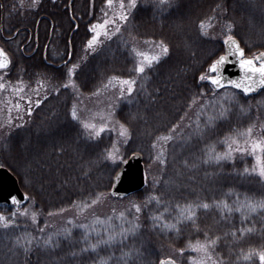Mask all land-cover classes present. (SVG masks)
<instances>
[{
    "label": "trees",
    "instance_id": "obj_1",
    "mask_svg": "<svg viewBox=\"0 0 264 264\" xmlns=\"http://www.w3.org/2000/svg\"><path fill=\"white\" fill-rule=\"evenodd\" d=\"M103 4L104 0L100 11ZM259 8L264 9V0H137L121 33L92 53H84L86 27L82 28L84 43L79 44L75 35L70 45L74 58L68 62L13 61L10 80H49L60 90L0 142V167L16 176L29 195L25 208L38 214L33 222L0 205V264H158L171 249L187 251L217 237L214 245L208 244L217 264H261L264 209L253 212L249 205L264 199V181L251 171L250 159L205 161L209 154L223 153L235 138L254 136L264 142V91L245 97L231 89L215 91L199 78L209 73L210 65L224 52L228 35L237 38L249 56L264 52V13ZM84 16L88 21L89 16ZM100 16L96 8L92 23ZM161 41L169 52L148 64L144 73L136 71L139 43ZM77 61L74 80L82 95L99 94L114 77L136 81L133 94L114 106V117L130 133L123 146L125 155L141 154L145 165L155 162L160 175L143 190L123 198V217L109 210L81 224L58 225L50 223L55 215L84 210L93 200L109 197L119 168L107 157L115 143L113 134L105 131L101 137L90 138L82 120L70 114L78 108L79 98L61 86L67 66ZM221 93L227 95L223 107L214 102ZM198 104L206 106L197 111ZM192 113L196 116L183 122ZM249 127L252 132L246 134ZM169 135L172 139H162ZM131 202L141 206L139 214L131 209ZM205 202L211 207L196 209L194 222L185 219L190 203ZM137 215L139 230L122 239L121 229L130 227ZM154 216L168 223L179 220V232L160 223L154 227ZM95 219L104 221L93 228ZM7 220L14 223L5 228ZM81 225H87V230ZM110 235L117 238L98 243ZM50 236L52 243L45 245ZM26 237L32 239L27 248L17 243L19 238L26 244ZM92 244L97 245L95 249ZM130 251L132 256L123 255ZM181 257L180 264H193L192 253Z\"/></svg>",
    "mask_w": 264,
    "mask_h": 264
},
{
    "label": "rangeland",
    "instance_id": "obj_2",
    "mask_svg": "<svg viewBox=\"0 0 264 264\" xmlns=\"http://www.w3.org/2000/svg\"><path fill=\"white\" fill-rule=\"evenodd\" d=\"M18 1H19V5H21L22 7L23 6L27 7V5H31V7L33 8V6L39 5L41 1L43 0H18ZM120 3H121V0H113V3L109 5L106 0L104 5L102 6L101 16L98 18L96 22H93L88 27V32H89L88 41L84 47L85 55L96 51L100 47V45H102L103 42H105L106 40H110L111 38L115 37L117 34L121 33L122 28L126 25V22L128 20L121 21L119 19L120 14L124 12L128 15V18H129L130 16L129 13H131V11L134 8H131L129 6V0H123V3L125 5L124 9L120 8ZM259 12L263 15L264 9L259 8ZM105 21H108V23L105 24ZM112 21H115V23H112ZM101 25H103V27H101ZM117 27L120 29L119 32L115 31ZM93 29H95V31H93ZM96 33H99L100 35L93 42L92 47H89L88 42L92 40L93 36H95ZM140 44H143V45H140ZM159 44L160 43L158 44L139 43L138 53H139L140 60H139L138 66L141 63H143L146 68V66L148 65V62L145 59V55L148 57H151V56L161 53L160 47H158ZM141 54H144V55H141ZM257 54H253L251 56L247 54L246 55L248 57H254ZM160 57H161V54H160ZM73 65L77 66L74 69V75H75V73L77 72L79 68V62L77 61L76 63H71L69 66H67L65 70V74L67 75L65 84L68 85L66 89L74 93L79 98V103L77 104L78 108H76L77 117L78 119L82 120L83 124L85 122L94 124L96 125L97 129H99L101 125L107 126L103 132L108 131L109 133H112L115 139V143L113 147H111L112 149L110 152L115 153L116 158L115 159L110 158V161L116 166H120V164L128 158L124 153L123 146L125 145V142L128 139L127 136L129 135L122 136L120 134L121 133L120 126L122 124H120V122L116 119V117H114L115 116L114 106L117 105L118 101L131 96L134 91L131 94L127 93V85H123L120 82V80L122 79L120 80L114 79L112 80L111 84L106 89L99 92V94L97 93L96 95H92V96L82 95L75 84L74 75L68 76L67 74L68 70L72 68ZM10 75H11L10 71L0 70V84L4 85L3 88H0V142H2L8 136V134H10L12 131L25 125V123L28 122L29 118L31 119L33 112L43 103V101L48 99V97L51 94L57 93L60 90L57 86H55L49 80H43V79L37 80L36 79L33 82H27V80L26 81H23V80L12 81L9 79ZM207 75H211L210 69ZM61 87L65 88L63 86ZM135 87H134V90H135ZM57 89L59 90L57 91ZM121 90L124 91L125 93L124 96L120 95ZM217 97L218 98L213 97L215 98V101H214L215 104L219 106L222 105L223 107V101L227 99V95L225 93H221L220 95H217ZM29 100L31 101V103H29ZM37 100H40L39 104L36 103ZM198 106L199 107L197 108V111H202V109L205 108L206 105L198 104ZM29 107H31L32 109L30 113L28 112ZM193 116H196V114L192 113V115H189L188 117L183 119V122L187 120H192ZM83 129L85 130V132L87 131L84 127ZM181 129L182 128H179V130L177 129L176 131L180 132ZM103 132H101L100 135L98 136H93V137L89 136V137L96 139L99 136L101 137ZM257 140L263 142L260 138L254 137V136L253 137L250 136V138L243 139V140L239 138L233 139L230 142L232 144L233 149H237L239 147H245L249 149V151L245 153L233 151L232 153L233 159L235 158L250 159L252 162L251 169L253 167H256L257 162L255 160V155L251 152V146H252V142L257 141ZM235 141H239V143H236ZM245 141H247V143ZM226 151H228V145L226 146V150L224 152ZM257 154L261 155L263 158L264 152H260L259 150H257ZM159 155L161 156V152L159 153ZM156 156L158 157V154ZM155 160L157 159H154L153 161ZM154 165H155V162L148 163V166L145 165V162H144V166H143L145 168L144 177L146 180L145 186L148 184L149 180L152 182H155L156 178H158L160 175V170H158L157 167ZM253 174H255L261 180L264 181V177H260L258 172H253ZM122 200L123 198L115 200L109 195V197H105L104 199L97 201L92 206L84 208V210L79 209V210L65 212V213L63 212L61 214L55 215L54 217H52V220L50 221V223H54L58 225H61L65 222H71L73 224L75 223L81 224L87 218H90L92 216H95V217L103 216V215L105 216V214L108 213L109 210H112L111 213H115V212L122 213L123 210H126L124 203L121 202ZM129 205L131 209H135L134 207L135 204L133 202H131V204ZM25 207H22L23 209L19 208L15 210H17V213H19L20 215L29 218L33 222H36L38 218V214L35 213L36 218L35 220H33L32 213H34V211L32 212L31 210H29V208H25ZM25 210H27V212H25ZM133 211L135 212V210ZM116 216L120 217L121 215L117 214ZM103 221L104 220H100L99 222V219H95L93 221V224H91L92 225L91 227L95 228L98 226L99 223L101 222L103 223ZM205 245H207L208 247V254H205L202 251H197V249L192 246L187 251H184L183 253H181L180 251L171 249L169 251V255L165 257L164 259H167L168 257H172L173 259L176 260V262H178V264H180L179 261H181L182 259L181 256H183L186 252H188V253L193 254L194 256L193 261L194 260L200 261L201 259H203L205 264H213V261L216 262V260L211 254L210 246L208 244H205Z\"/></svg>",
    "mask_w": 264,
    "mask_h": 264
},
{
    "label": "snow or ice",
    "instance_id": "obj_3",
    "mask_svg": "<svg viewBox=\"0 0 264 264\" xmlns=\"http://www.w3.org/2000/svg\"><path fill=\"white\" fill-rule=\"evenodd\" d=\"M166 2V0H161V3ZM107 3L109 5H111L113 3V0H107ZM136 3L137 0H129V6L131 8H135L136 7ZM125 5L123 3V0H121L120 3V8L124 9ZM119 19L121 21H127L128 20V15L124 12H122L119 16ZM108 21H105V24H107ZM112 23H115V21H112ZM101 27H103V25H101ZM201 27H203V22H201ZM228 27L231 29L233 27V25L229 24ZM93 31H95V29H93ZM115 31L119 32L120 29L117 27L115 29ZM99 33H96L95 36H93L92 40H90L88 42V46L92 47L93 42L96 40V38L99 36ZM224 43L229 45V52L231 55H239L241 57V59L239 60V64L241 66V68L244 70V76L240 81H236V80H227L226 83L229 85H233L236 89H241L243 93H253L257 90V88H264V53H261L255 57L252 58H244L245 57V51L244 48H242L239 44V42L235 39L234 36L232 35H228L226 36ZM161 53L148 57L145 55V59L147 60L149 66L154 62V61H159L160 59V54H164V53H168L169 52V47L167 44H165L163 41L160 42L159 46ZM144 55V54H141ZM229 59L228 55H222L220 56L217 60H215V62H213L210 65V71L212 73H217L220 72L221 66L224 65ZM11 63V61L8 58L7 53L4 51L3 48H0V69H7L9 67V64ZM76 65H73L72 68H70L68 70V76H72L74 75V69L76 68ZM136 71H138L139 73H144L145 72V65L143 63H141ZM201 81H209L212 85H214L216 88H224L225 87V80L223 77V74L221 73L219 76L217 75H201L200 77ZM113 79L116 80H120L119 77H114ZM120 82L123 85H127V93L131 94L134 91V87L136 84L135 80L132 79H123L120 80ZM63 87L67 88L68 85H62ZM4 85L0 84V88H3ZM59 89H57L58 91ZM121 96H124L125 93L123 90H121L120 92ZM29 103H31V101L29 100ZM37 104L40 103V100L36 101ZM31 107L28 108V112H31ZM71 116L73 119H78L77 117V112L75 110V108H73V110L71 111ZM221 116H225L226 113L225 112H221L220 113ZM83 127L87 130L86 131V135L93 137V136H98L100 135L101 132H103L105 130V128L107 127L106 125H101L99 127V129H97L96 125L91 124V123H87L85 122L83 124ZM121 135L122 136H127L129 135V131L128 129L125 127V125H121ZM175 127V125L173 126ZM252 132V128L249 127L247 129V133L246 134H251ZM162 139L165 140H170L172 139V137L169 135L167 137H162ZM236 143H239V141H235ZM247 143V141H245ZM257 150H259L260 152H264V142H261L259 140L252 142V146H251V152L255 155V160L257 162V166L253 167L251 169V171L253 172H258L260 177H264V158H262L261 155L257 154ZM233 151H238L240 153H245L248 152L249 149L245 148V147H239L237 149H233L232 148V144L229 143L228 144V151L224 152V153H217L216 155H211L209 154L208 156V160L205 162H213V163H219L220 161L223 160H231L233 159ZM107 157L108 158H112L115 159L116 155L113 152H108L107 153ZM157 159H160V157H157ZM166 161L161 160V163H165ZM244 172L247 173L249 172L248 168L244 169ZM153 199H157L158 198H153ZM13 203H19V201L16 200V198H12ZM93 204L96 203V200L92 201ZM215 206L219 207L220 206V202L219 201H215ZM135 212L137 214H139L141 212V206L140 205H135ZM188 215L187 217H185V219L189 220V221H193L194 222V218L196 217V209L198 208H203V209H209L211 207V205L209 203H190L188 206ZM251 211L255 212L257 209H264V199H260L259 201H257L256 203L250 204L249 205ZM25 212H27V210H25ZM122 217L124 216V213L120 214ZM13 216H15V213H13ZM36 218V214L32 213V219L35 220ZM0 219H3V217H0ZM139 219V216H135L133 218V221H130V227L128 228H122L121 232L119 233V236L122 239L127 238L128 234H135L138 230L140 225L138 223H136L135 221ZM153 226L155 227L158 223L161 224V227L166 228V229H175L177 232H179V228L177 227V225L180 223V221L178 220L176 223H168V222H162V217L160 216H154L153 217ZM14 223L13 220H7L6 223H4L3 227H7L9 224ZM81 227L85 228L87 230L88 226L87 225H81ZM41 231H43V229H41ZM68 230L65 229V232H67ZM242 231H251L250 229H244ZM86 238V237H85ZM117 237L114 235H110L108 237L107 240H99L98 243H111L114 239H116ZM26 244L25 241L20 240L19 238H17V243L18 244H22L25 246V248H27L28 245H30L32 243V239L30 237H26ZM216 239H219L218 237ZM216 239H212V240H208V244L209 245H214L216 243ZM52 243V238L51 236L44 241L45 245H49ZM96 244H92L90 245V247L92 249L96 248ZM197 249V251H202L205 254H208V247L205 244H200L199 242L197 243V245L193 246ZM179 251L181 253H183L184 249L181 248L179 249ZM124 256H132L133 252H125L123 254ZM250 257H245V259H248ZM259 260L261 262V264H264V250L259 251ZM159 264H177L176 260L173 259L172 257H168L167 259L161 260L159 262ZM193 264H205L204 260L201 259L200 261H193ZM213 264H216L215 261H213Z\"/></svg>",
    "mask_w": 264,
    "mask_h": 264
},
{
    "label": "flooded vegetation",
    "instance_id": "obj_4",
    "mask_svg": "<svg viewBox=\"0 0 264 264\" xmlns=\"http://www.w3.org/2000/svg\"><path fill=\"white\" fill-rule=\"evenodd\" d=\"M101 1L43 0L32 8L22 7L18 0H0V48L11 63L15 60H41L48 65H54L55 61L68 62L74 58L70 45L75 35L78 34L79 44L84 43L82 28L92 24L96 8L101 12Z\"/></svg>",
    "mask_w": 264,
    "mask_h": 264
},
{
    "label": "water",
    "instance_id": "obj_5",
    "mask_svg": "<svg viewBox=\"0 0 264 264\" xmlns=\"http://www.w3.org/2000/svg\"><path fill=\"white\" fill-rule=\"evenodd\" d=\"M235 39L240 44V41L237 38ZM261 53L264 52H260L257 55ZM222 55H228L229 56L228 61L221 66L220 72L212 73L210 71V74L219 76L222 73L225 80V87L216 88L208 81V83H210V85L213 86L215 91L231 89L244 95L245 97L254 96L262 92V90L264 91V88H257V90L253 93H243L241 89H236L233 85L227 84L226 83L227 80L240 81L244 76V70L241 68L239 64V60L241 59V57L238 54L231 55L229 52V45L225 43H224V52ZM244 58H252V57H248L245 52ZM0 70H4V69H0ZM143 166H144V159L143 156L139 153H134L126 160H124L120 164L119 168L117 169L114 175L112 181V187L109 191V195L113 199L118 200L141 191L146 184V180L144 177L145 168ZM13 197L16 198V200L19 201V203L14 204L12 200ZM29 202H30L29 196L21 189L16 176L7 168L0 167V205L11 209H19L27 206Z\"/></svg>",
    "mask_w": 264,
    "mask_h": 264
}]
</instances>
